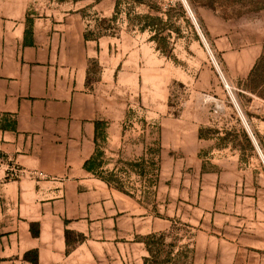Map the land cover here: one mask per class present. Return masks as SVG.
Masks as SVG:
<instances>
[{
  "label": "crops",
  "instance_id": "obj_1",
  "mask_svg": "<svg viewBox=\"0 0 264 264\" xmlns=\"http://www.w3.org/2000/svg\"><path fill=\"white\" fill-rule=\"evenodd\" d=\"M114 7L0 0V264H264V195L236 150L141 95L155 55L124 52Z\"/></svg>",
  "mask_w": 264,
  "mask_h": 264
},
{
  "label": "rangeland",
  "instance_id": "obj_2",
  "mask_svg": "<svg viewBox=\"0 0 264 264\" xmlns=\"http://www.w3.org/2000/svg\"><path fill=\"white\" fill-rule=\"evenodd\" d=\"M113 1L114 14L104 20L109 34L123 36L124 52L137 43L155 55L134 63L141 95L147 88L157 104H167L166 115L197 120L209 136L217 135L219 148L236 150L222 153L225 164L245 168L263 196L264 0ZM145 16L158 21H141ZM144 66L149 71L142 72ZM133 99L129 116L143 118L144 98ZM244 128L251 152L239 132Z\"/></svg>",
  "mask_w": 264,
  "mask_h": 264
},
{
  "label": "trees",
  "instance_id": "obj_3",
  "mask_svg": "<svg viewBox=\"0 0 264 264\" xmlns=\"http://www.w3.org/2000/svg\"><path fill=\"white\" fill-rule=\"evenodd\" d=\"M72 1H81V0H72ZM92 1H94V2H99V1H101V0H92ZM117 7V5L115 6V8ZM140 19H141V21H142V19L144 20V21H151V23L153 22V21H158V19H153V18H151V17H149V16H145V17H140ZM96 156L98 157V156H100V154H99V152H97V154H96ZM85 167L87 168V169H89V167H88V164L86 163L85 164ZM24 260L26 261V262H28V263H30V264H38V261H37V254H36V252L35 251H30V252H27L25 255H24Z\"/></svg>",
  "mask_w": 264,
  "mask_h": 264
},
{
  "label": "built area",
  "instance_id": "obj_4",
  "mask_svg": "<svg viewBox=\"0 0 264 264\" xmlns=\"http://www.w3.org/2000/svg\"><path fill=\"white\" fill-rule=\"evenodd\" d=\"M235 107H236V109H237L238 114H240L239 109H238V107H237L236 104H235ZM1 164H2V163L0 162V167H1ZM20 173H21V172L18 171L16 168L11 167V168L9 169V174H7L6 177H7L8 179H15V178H18V177H19Z\"/></svg>",
  "mask_w": 264,
  "mask_h": 264
},
{
  "label": "bare ground",
  "instance_id": "obj_5",
  "mask_svg": "<svg viewBox=\"0 0 264 264\" xmlns=\"http://www.w3.org/2000/svg\"><path fill=\"white\" fill-rule=\"evenodd\" d=\"M206 44V43H205ZM228 89V88H227ZM241 113V112H240ZM258 150V152H259V154H260V151H259V149H257ZM261 155V154H260Z\"/></svg>",
  "mask_w": 264,
  "mask_h": 264
}]
</instances>
